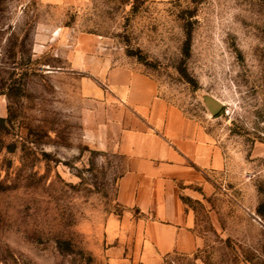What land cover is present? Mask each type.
Segmentation results:
<instances>
[{"label": "rangeland", "instance_id": "obj_1", "mask_svg": "<svg viewBox=\"0 0 264 264\" xmlns=\"http://www.w3.org/2000/svg\"><path fill=\"white\" fill-rule=\"evenodd\" d=\"M108 66L223 147V189L183 197L204 248L166 263L263 262L264 0H0V264H110L128 161L94 96Z\"/></svg>", "mask_w": 264, "mask_h": 264}, {"label": "crops", "instance_id": "obj_2", "mask_svg": "<svg viewBox=\"0 0 264 264\" xmlns=\"http://www.w3.org/2000/svg\"><path fill=\"white\" fill-rule=\"evenodd\" d=\"M44 1L81 6L88 0ZM93 76L104 84L94 95L104 130L128 161L117 189L124 214L110 222L120 238L110 264H167L174 256H193L204 240L183 197L196 200L223 189L208 182L227 169L221 143L199 120L159 98L142 70L108 66Z\"/></svg>", "mask_w": 264, "mask_h": 264}, {"label": "water", "instance_id": "obj_3", "mask_svg": "<svg viewBox=\"0 0 264 264\" xmlns=\"http://www.w3.org/2000/svg\"><path fill=\"white\" fill-rule=\"evenodd\" d=\"M209 107L214 113L218 112L220 109V105L215 102L210 103Z\"/></svg>", "mask_w": 264, "mask_h": 264}, {"label": "trees", "instance_id": "obj_4", "mask_svg": "<svg viewBox=\"0 0 264 264\" xmlns=\"http://www.w3.org/2000/svg\"><path fill=\"white\" fill-rule=\"evenodd\" d=\"M0 121H4V119H1V118H0Z\"/></svg>", "mask_w": 264, "mask_h": 264}]
</instances>
